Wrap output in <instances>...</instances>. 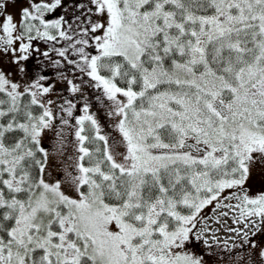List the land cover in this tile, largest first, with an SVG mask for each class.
I'll use <instances>...</instances> for the list:
<instances>
[{"label": "snow or ice", "instance_id": "obj_1", "mask_svg": "<svg viewBox=\"0 0 264 264\" xmlns=\"http://www.w3.org/2000/svg\"><path fill=\"white\" fill-rule=\"evenodd\" d=\"M225 259L264 264V0H0V264Z\"/></svg>", "mask_w": 264, "mask_h": 264}, {"label": "rangeland", "instance_id": "obj_2", "mask_svg": "<svg viewBox=\"0 0 264 264\" xmlns=\"http://www.w3.org/2000/svg\"><path fill=\"white\" fill-rule=\"evenodd\" d=\"M9 11L10 12H14V11H16V8H13V7L10 6L9 7ZM258 187H259V183L257 182L254 185V190H256ZM207 212L210 214L211 213V209L209 208L207 210ZM228 223L231 224V221L229 220ZM210 227H212V228H220V231L217 232L216 235L219 236L221 239H224V238H226L229 235V233H227L224 230V228L227 227V225L222 226L221 224L215 223L214 218H213V221L210 223ZM223 264H227V260L226 259L223 261Z\"/></svg>", "mask_w": 264, "mask_h": 264}]
</instances>
